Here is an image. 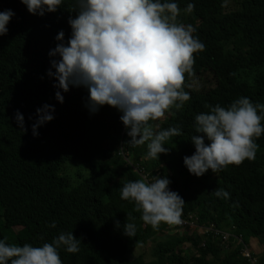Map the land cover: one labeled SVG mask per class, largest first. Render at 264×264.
Instances as JSON below:
<instances>
[{
  "label": "trees",
  "instance_id": "trees-1",
  "mask_svg": "<svg viewBox=\"0 0 264 264\" xmlns=\"http://www.w3.org/2000/svg\"><path fill=\"white\" fill-rule=\"evenodd\" d=\"M175 2L181 9L176 21L191 25L204 49L193 54L191 71L184 74L183 90L190 99L149 122L154 131L180 129V135L164 142L167 154L156 160L144 159L146 144L127 143L116 109L105 105L90 113L85 89L70 87L62 93L63 103L54 99L55 81L46 75L48 52L58 43L59 31L67 42L75 0H63L43 16L30 15L19 0H0V12L14 13L0 36V239L41 246L72 232L80 240L79 251L59 248L62 264H249L239 239L264 244V133L255 139V159L238 166L197 178L182 162L194 152V117L207 112L206 105L226 107L239 97L264 105V0ZM189 2L194 9L186 13ZM43 104L54 106V118L34 137L31 125ZM17 111L24 130L14 120ZM153 176H166L169 190L183 199L182 218L193 216L199 227L215 225L233 233L239 248L232 242L227 250L213 237L188 231L161 238L153 259L146 261L137 249L154 242L166 223L156 229L145 225L119 189ZM214 189L227 191L229 198L212 195ZM124 223H134V236L123 235Z\"/></svg>",
  "mask_w": 264,
  "mask_h": 264
},
{
  "label": "clouds",
  "instance_id": "clouds-1",
  "mask_svg": "<svg viewBox=\"0 0 264 264\" xmlns=\"http://www.w3.org/2000/svg\"><path fill=\"white\" fill-rule=\"evenodd\" d=\"M19 2L30 15L43 16L54 13L63 0ZM193 9L194 4L189 2L183 11L191 13ZM74 11L75 18L67 20V42L63 31H59L55 36L58 43L48 52L51 59L46 75L55 81L54 99L63 103L62 93L70 87L83 88L87 92L85 107L90 113L105 105L120 113L127 143L146 144L144 159L157 160L160 154H167L164 142L180 135L179 127L154 131L149 122L163 118L172 108L180 109L190 99L183 90L184 74L191 71L193 54L204 49L193 35L195 29L176 21L181 9L175 0H75ZM13 15L10 9L0 12V36L6 35V25ZM205 107L207 112L194 117L196 135L190 139L194 152L182 158L188 173L198 178L207 171L215 173L229 165L238 166L245 159L254 160L258 149L255 139L264 133V105L239 97L226 107ZM54 111L49 104L36 109V120L31 125L34 137L38 135L37 128L54 118ZM14 120L24 130L19 111L14 113ZM169 184L166 176H153L150 182L144 178L128 181L119 189L120 198L133 202L140 220L153 229L167 223L168 233L194 230L203 237H212L206 231L215 225L202 228L193 216L181 217L185 203L178 193L169 190ZM211 194L229 198L223 189H214ZM182 221L189 226L180 228ZM116 226L120 227L119 222ZM221 232L231 235L228 244L222 243L227 250L232 242L239 248L233 233ZM122 233L134 236V223H124ZM80 244L72 232L60 233L51 243L41 246H17L0 239V264H62L58 249L76 253ZM248 246L253 249L252 244ZM253 255L260 262V256Z\"/></svg>",
  "mask_w": 264,
  "mask_h": 264
},
{
  "label": "rangeland",
  "instance_id": "rangeland-1",
  "mask_svg": "<svg viewBox=\"0 0 264 264\" xmlns=\"http://www.w3.org/2000/svg\"><path fill=\"white\" fill-rule=\"evenodd\" d=\"M264 122V120H262ZM80 161H74L73 163H77ZM81 163V162H80ZM82 167L84 168L83 164L81 163ZM69 170H74L73 168H69ZM169 224L166 223V227L164 230L159 232V235L157 237V239L154 242H150L147 246L143 247V248H138L137 249V253H143L144 258L146 261H151L153 259V249L157 246V244H159V242L161 241V238L165 239L166 235L171 234V235H176L177 231L173 232V233H168L169 229H168ZM192 232H194V230H190ZM188 231H182L180 232L181 234L187 233ZM196 235H199L198 232H194ZM249 244H252V240ZM248 245V244H247ZM256 246V244H255ZM263 246V247H262ZM189 248V246H187V248H185L186 250ZM263 249V250H262ZM252 252L254 254H256L258 257L263 256L264 255V244L260 245V249L256 246L255 249H251ZM252 252L250 251V256L252 257ZM253 259V258H252ZM254 263H257L258 260H253Z\"/></svg>",
  "mask_w": 264,
  "mask_h": 264
},
{
  "label": "built area",
  "instance_id": "built-area-1",
  "mask_svg": "<svg viewBox=\"0 0 264 264\" xmlns=\"http://www.w3.org/2000/svg\"><path fill=\"white\" fill-rule=\"evenodd\" d=\"M125 156L127 157L128 155H125ZM179 226H180V228L183 229V228H186L187 226H189V223H187V221H182V222H180ZM206 233H207V235H212V237L214 239L222 241V243L224 245L228 244L230 242V240H231V235L230 234L221 232L215 227H213L210 230H207ZM239 242H240V245L243 246L242 247L243 248L242 255L248 261V263L249 264H260L259 260L254 257L253 252L250 249V247L247 244H245L242 239H239ZM250 251L252 252V257L250 256ZM253 260H258V261H257V263H254Z\"/></svg>",
  "mask_w": 264,
  "mask_h": 264
},
{
  "label": "crops",
  "instance_id": "crops-1",
  "mask_svg": "<svg viewBox=\"0 0 264 264\" xmlns=\"http://www.w3.org/2000/svg\"><path fill=\"white\" fill-rule=\"evenodd\" d=\"M255 244L256 246L260 249V245H262V242L261 241H258V240H252V247L255 249ZM263 247V246H262ZM263 250V249H262Z\"/></svg>",
  "mask_w": 264,
  "mask_h": 264
}]
</instances>
